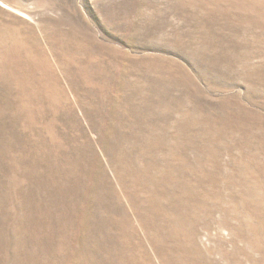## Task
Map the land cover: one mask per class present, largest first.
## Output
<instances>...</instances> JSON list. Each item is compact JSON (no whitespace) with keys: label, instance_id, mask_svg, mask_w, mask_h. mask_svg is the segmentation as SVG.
<instances>
[{"label":"rangeland","instance_id":"1","mask_svg":"<svg viewBox=\"0 0 264 264\" xmlns=\"http://www.w3.org/2000/svg\"><path fill=\"white\" fill-rule=\"evenodd\" d=\"M0 264H264V0H0Z\"/></svg>","mask_w":264,"mask_h":264}]
</instances>
